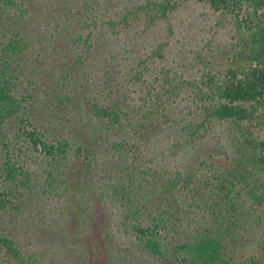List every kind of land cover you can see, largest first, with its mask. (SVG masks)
Segmentation results:
<instances>
[{
	"label": "trees",
	"instance_id": "obj_1",
	"mask_svg": "<svg viewBox=\"0 0 264 264\" xmlns=\"http://www.w3.org/2000/svg\"><path fill=\"white\" fill-rule=\"evenodd\" d=\"M64 1L101 6L62 25L110 79L42 101L26 60L61 24L32 23L61 2L0 0V264H264V0H192L232 31L197 74L167 56L190 0ZM218 135L224 162L194 153Z\"/></svg>",
	"mask_w": 264,
	"mask_h": 264
},
{
	"label": "rangeland",
	"instance_id": "obj_2",
	"mask_svg": "<svg viewBox=\"0 0 264 264\" xmlns=\"http://www.w3.org/2000/svg\"><path fill=\"white\" fill-rule=\"evenodd\" d=\"M60 2L61 6L57 7L56 10L53 8V10L47 11H44L45 6L42 7L38 4L37 12L34 14L35 19L32 23V30L37 33L40 30L41 32H47L49 28L56 25V22L61 24L56 30L53 45L48 48V43L43 38H40L41 45H39L38 50H33L32 54L26 60L28 70L30 69V72L34 70L33 73L35 74V80L37 82V93L42 101L45 98L55 100L57 94L65 93L64 91L70 89L72 83H75V81H77V86L81 87L82 84H85L83 87L89 90L99 82L105 85L106 81L104 80L110 79L105 65L101 58H99L100 56L96 57L92 55L93 57L89 61L84 59L83 61L85 63H78L79 61L77 60L79 58L77 57L80 54L79 47L81 44L74 43L69 37V32L62 25V22L66 18L65 13H69L71 8H68L69 4L64 0H60ZM62 5L66 7H62ZM80 10H70L69 18L72 20L67 21L68 23H73L75 28H81L83 26L82 29L77 31L84 32V36H86V33L92 27L90 25V17L95 12L100 13L102 9L99 4L88 2ZM217 15L212 10L190 0L187 8L181 11L176 17L175 35H173L170 51L167 54L169 61L171 63H185L186 67L184 69L193 72V74H197V70L201 65L197 64L199 60L195 59V52L200 49L202 51L203 48L208 53L211 52L213 54L214 57H211L210 60L214 66L220 68L231 49L232 31L229 30L230 28L227 25L219 24ZM44 27H46L45 30ZM52 32H55V30L53 29ZM162 36L160 34L159 38ZM151 41L150 44L148 42L146 43L148 47H151L155 39ZM165 60L167 59L165 58ZM158 64L161 65L160 63ZM155 66L158 67L157 64ZM79 67L82 69H79ZM97 71H101L104 74V77L101 75V81L96 76ZM74 77H76V80ZM91 81L94 83L97 82V84H93ZM89 84H91V87ZM83 87H81L82 90H84ZM41 108L37 112L38 114L42 112V115H40L42 118L48 120L54 116L52 112L56 108L52 104L42 105ZM222 139L221 135L212 137L211 140L213 141L202 144L197 152L195 151L194 153L204 154L206 156L219 152L220 154L216 156V160L224 162L226 154L222 146Z\"/></svg>",
	"mask_w": 264,
	"mask_h": 264
}]
</instances>
